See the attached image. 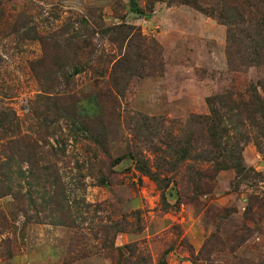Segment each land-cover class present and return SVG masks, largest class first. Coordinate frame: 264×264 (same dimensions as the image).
Listing matches in <instances>:
<instances>
[{
  "label": "rangeland",
  "instance_id": "obj_1",
  "mask_svg": "<svg viewBox=\"0 0 264 264\" xmlns=\"http://www.w3.org/2000/svg\"><path fill=\"white\" fill-rule=\"evenodd\" d=\"M81 17L138 35L125 46L142 70L123 96L97 76L98 58L125 51L114 33L95 27L75 59L65 46ZM32 27L45 53L20 37ZM55 42L67 75L78 64L69 84ZM263 89L264 0H0V109L15 114L0 163L12 157L24 195L0 198V264H264ZM216 96L222 169L175 164L167 144L196 133Z\"/></svg>",
  "mask_w": 264,
  "mask_h": 264
},
{
  "label": "trees",
  "instance_id": "obj_2",
  "mask_svg": "<svg viewBox=\"0 0 264 264\" xmlns=\"http://www.w3.org/2000/svg\"><path fill=\"white\" fill-rule=\"evenodd\" d=\"M76 22L80 25L82 28V31H74L72 36L70 37L69 42L65 45L71 50L72 58L75 59L80 53H83V50L85 48H89L91 46V37L96 34V28L98 27L100 23H96L95 21H90L89 19L85 17H81L76 20ZM102 23V22H101ZM100 27V26H99ZM133 27L126 25V24H119L114 25L112 27H106L101 28L99 33L104 36V34L111 31L114 33V36L111 37L113 44L117 46V50L121 53L122 49H124L125 41L131 40L134 37L138 36L137 34L132 32ZM23 40L28 41H37L40 40V42L44 46V53L47 48V42L43 37H38L37 28H29L26 29V32L20 36ZM136 39V38H134ZM128 44L125 46V51L122 53L119 57V59L115 60V54L114 55H102V57L105 58V60H102L101 58H98L96 60L97 65L100 66L98 68L97 76L99 78H103L105 76L108 77L109 81L111 79V86L112 89H115L116 92L120 96H123V90L130 80V78L134 75H136L139 70H142V64L139 63V61H133L131 54L127 51ZM137 48V47H136ZM60 46L55 42V56H54V62L57 66V71L61 74V77L64 79L65 84H69L70 80L73 79L74 75L77 74V69L75 66L78 64L73 65L74 69L70 75L66 74V67L68 63L63 62L64 60L60 56ZM115 60V61H114ZM114 61V62H113ZM113 62V63H112ZM133 63V64H132ZM67 64V65H66ZM112 64V65H111ZM65 65L64 67H62ZM111 65V66H109ZM72 66V64H71ZM62 71H61V69ZM117 68H120L121 71H117ZM60 70V71H59ZM62 72V73H61ZM121 72V73H119ZM35 73V72H34ZM37 76V73H36ZM56 84L58 83V79L55 75ZM113 83V84H112ZM123 89V90H122ZM264 90V89H263ZM227 99L223 96H216L212 100H208V104L210 106V114L208 116H202V117H195L194 123L197 126V132L193 133V131L188 132V138L184 141L178 139V142H172L173 145L167 144L169 150L171 151V156L174 159L175 164L176 163H182L188 159H196L197 162L201 164H212L215 165L214 167L217 169H222V166L219 165L217 160V153L221 149L220 147V140L223 138V132L224 129L221 126V120L218 118V114L215 110V103L218 102V104L225 103ZM67 114V113H66ZM66 116V115H65ZM15 118L14 112L11 110H4L0 109V130L2 132H9L10 128L12 127L13 120ZM60 118H64V115L60 116ZM71 118V117H70ZM77 124L82 126L84 130L87 132V128L94 127V122H90V124L84 123V121H81L80 123L78 120L76 121ZM89 132V131H88ZM191 136H195V139H197L195 142H200V148L199 152H196L194 155L192 152H195L194 150H191ZM92 143L96 142L98 145L103 146L104 136L97 131L94 135H92ZM19 140H12V143H17ZM181 144V145H177ZM230 155V154H229ZM18 156H22V153L19 152ZM6 161L3 163H0V198H3L5 196H10L13 198L14 201H21L23 200V193L17 189L16 191H13L11 186L9 185V182L11 180V175L9 172L6 171L5 167H8L9 161H11L12 157H5ZM32 156H26L23 159L20 157L19 161L21 163H25L32 165ZM240 160V154L237 152L234 156L231 154L228 158L227 164L230 167H238V162ZM216 163V164H215ZM240 164V163H239ZM31 168L28 167V170H22L19 168V176L20 178L28 179L25 175L31 172ZM54 182H58V178H54ZM24 215L26 214L25 211H22ZM31 220V218H28ZM35 223H39L38 219L34 220Z\"/></svg>",
  "mask_w": 264,
  "mask_h": 264
}]
</instances>
